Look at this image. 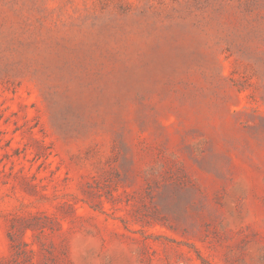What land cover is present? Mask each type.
Returning <instances> with one entry per match:
<instances>
[{
  "label": "rangeland",
  "instance_id": "374dc122",
  "mask_svg": "<svg viewBox=\"0 0 264 264\" xmlns=\"http://www.w3.org/2000/svg\"><path fill=\"white\" fill-rule=\"evenodd\" d=\"M0 264H264V0H0Z\"/></svg>",
  "mask_w": 264,
  "mask_h": 264
}]
</instances>
